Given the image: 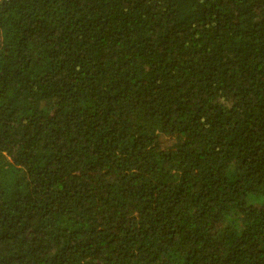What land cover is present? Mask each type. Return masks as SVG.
I'll list each match as a JSON object with an SVG mask.
<instances>
[{"label": "trees", "instance_id": "1", "mask_svg": "<svg viewBox=\"0 0 264 264\" xmlns=\"http://www.w3.org/2000/svg\"><path fill=\"white\" fill-rule=\"evenodd\" d=\"M0 264H264V0H0Z\"/></svg>", "mask_w": 264, "mask_h": 264}]
</instances>
